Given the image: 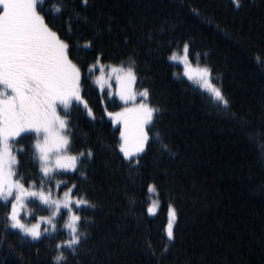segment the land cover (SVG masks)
Segmentation results:
<instances>
[{
	"label": "trees",
	"instance_id": "trees-1",
	"mask_svg": "<svg viewBox=\"0 0 264 264\" xmlns=\"http://www.w3.org/2000/svg\"><path fill=\"white\" fill-rule=\"evenodd\" d=\"M64 2L39 0V7L62 38H71L81 94L92 110L75 102L61 111L68 116L69 151L91 149L93 156L77 170L56 171L50 183H75L73 196L95 208L78 206L79 231L87 237L76 254L65 245L67 260L59 264H264V0H240L239 7L233 0H70L56 12ZM184 42L189 64L212 70L227 109L185 73ZM100 62L131 67L136 88L148 89L147 101L161 110L138 169L130 171L120 152L123 123L108 113L123 104L98 85ZM35 140V133H24L11 142L16 178L26 188L33 180L39 185L41 175ZM27 207L34 220L50 214L35 198ZM9 210L0 199V264H56L55 244L70 239L68 212L54 220L55 231L42 223L49 231L31 239L6 227Z\"/></svg>",
	"mask_w": 264,
	"mask_h": 264
},
{
	"label": "snow or ice",
	"instance_id": "snow-or-ice-1",
	"mask_svg": "<svg viewBox=\"0 0 264 264\" xmlns=\"http://www.w3.org/2000/svg\"><path fill=\"white\" fill-rule=\"evenodd\" d=\"M68 2L70 0L57 5L55 11L66 9ZM81 2L87 5V0ZM233 3L240 6V0H233ZM125 42H128L127 38ZM91 45V40L86 41V47L90 48ZM189 46L188 42L182 45V60L186 66L190 63ZM73 48L71 38L67 35L62 38L55 19L39 7V0H0V199L10 204V210L6 213V227L10 225L13 229H19L31 239H38L49 231L48 228L41 230L42 223L51 225L55 231L54 220L60 216L62 208L67 209L65 226L69 229L70 239L55 244L57 255L53 259L56 264L67 260L61 250L65 245L76 254V248L87 237L86 232L79 231L82 217L77 214L80 210L78 206L95 208L88 199L73 196V190L77 188L75 183L71 187L61 181H56L54 185L50 183L56 170H77L82 158L93 156L91 149L70 153L72 140L66 134L70 131L68 116L66 114L61 117L57 111L59 106L68 109L75 101L78 105L82 104L89 115L92 114L81 94L82 71L74 59ZM171 59L175 60L177 56L173 54ZM130 63L134 64V61L130 60ZM111 71L116 74L120 100L125 105L130 102L132 104L131 107L122 108L120 112L108 113L123 123L119 149L131 171L141 166L138 157L146 152L151 139L149 126L154 127V116L161 110L143 100L139 104L135 103L136 93L133 92L132 85L136 76L131 67L127 70L113 67ZM211 71L208 67L196 69V76L202 81V87H208ZM185 73L192 78L190 67L185 68ZM211 91L218 104L227 109L230 102L222 90L212 85ZM140 95L148 97V89H144ZM30 132L36 134L33 155L39 159L41 175L39 185L33 180L26 188L21 182L22 176L15 178L19 175L16 171L18 161L12 152L10 140ZM155 137L160 139L159 131L155 133ZM80 166L83 167L82 164ZM80 175L87 179L85 172ZM46 180L49 182L46 183ZM61 185L67 190L62 195L53 196V188L59 189ZM148 187L150 191H155V185ZM29 197L36 198L50 210L48 216H40L32 224L23 222L20 216L25 200ZM74 206L77 207L75 212ZM152 211L150 206L148 212ZM171 217L167 226L169 239L173 238L172 220L175 219V210Z\"/></svg>",
	"mask_w": 264,
	"mask_h": 264
},
{
	"label": "rangeland",
	"instance_id": "rangeland-1",
	"mask_svg": "<svg viewBox=\"0 0 264 264\" xmlns=\"http://www.w3.org/2000/svg\"><path fill=\"white\" fill-rule=\"evenodd\" d=\"M180 55V59H181V63L182 64H184L185 65V63L183 62V60H182V57H183V55H184V52L183 53H181V54H179ZM101 66L103 67V71H101ZM98 67H99V69H100V71H99V73L97 74V82H98V80H99V82H98V85L100 86V88H101V90H108L110 93H114L117 97H118V99L120 100V98H119V95H118V91H119V87H118V84H117V82H116V74L115 73H113L112 71H111V69L113 68V67H118V68H122V67H120V66H115V65H111V64H104V63H98ZM186 67H190L191 69H192V79L194 80V81H196V82H198V83H200L201 85H202V81H200L199 79H198V77L196 76V69H198V68H204L203 66H201V65H194V64H189V65H187ZM124 69V68H123ZM126 70V69H125ZM212 85H214V83L212 82V78L210 79V83H209V85H208V87L207 88H209L210 90H211V87H212ZM132 89H133V92L134 93H136V100H135V103L136 104H139V103H141L142 102V100H143V102L144 103H147V104H149V102L147 101V97L145 98V97H142L140 94L143 92V91H141V90H138L137 88H136V85H135V81H134V83H133V85H132ZM121 101V100H120ZM73 103H75V101L73 102ZM121 103L123 104V106H122V108H124V107H131L132 106V104H131V102L128 104V105H125V103L123 102V101H121ZM150 105V104H149ZM151 106V105H150ZM71 107V106H70ZM69 107V108H70ZM68 108V109H69ZM121 108V109H122ZM121 109L120 110H118V111H116V112H114V113H117V112H120L121 111ZM66 111L65 109H63V106H59L58 107V109H57V111H58V113H59V115L61 116V117H63V116H65V115H62L61 114V111ZM114 117V116H113ZM115 118V117H114ZM116 119V118H115ZM30 133H34V132H30ZM22 134H24V133H22ZM15 138H17V137H14V138H11V140H10V144H11V142L13 141V139H15ZM12 152H13V154L14 155H16V157H17V154H16V152L15 151H13V149H12ZM60 171H73L72 169H59ZM59 170H56V171H59ZM16 178V177H15ZM17 179V178H16ZM56 183V182H55ZM54 183V184H55ZM55 190H53V196H56L57 194H60V195H62V193L64 192V191H66V190H62L61 191V189L59 188V189H56V188H54ZM34 197H29V198H27L26 200H25V207L23 208V210L21 211V213H20V216H21V219L23 220V222H25V223H28V220H29V218H31L32 220H33V223H36V220H34L33 219V213L34 212H32V211H30V209L27 207V202L30 200V199H33ZM9 199H11V198H9ZM36 199V198H35ZM74 207H76V206H74ZM73 207V208H74ZM63 209V208H62ZM66 210V212H68L67 211V209H65ZM73 211H75V209H73ZM38 218V217H37ZM67 218H68V213H67ZM170 219H172V218H170ZM173 223H174V220H172V225H173Z\"/></svg>",
	"mask_w": 264,
	"mask_h": 264
}]
</instances>
